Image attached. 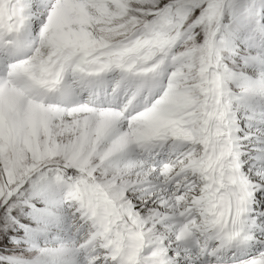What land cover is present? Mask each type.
Here are the masks:
<instances>
[{
	"label": "snow or ice",
	"instance_id": "obj_1",
	"mask_svg": "<svg viewBox=\"0 0 264 264\" xmlns=\"http://www.w3.org/2000/svg\"><path fill=\"white\" fill-rule=\"evenodd\" d=\"M0 264H264V0H0Z\"/></svg>",
	"mask_w": 264,
	"mask_h": 264
}]
</instances>
